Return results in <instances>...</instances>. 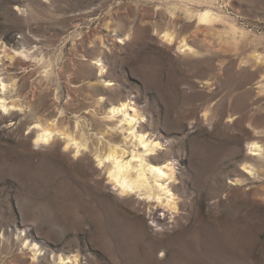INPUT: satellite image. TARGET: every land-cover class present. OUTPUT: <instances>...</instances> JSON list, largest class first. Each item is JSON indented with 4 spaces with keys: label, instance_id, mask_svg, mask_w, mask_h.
Wrapping results in <instances>:
<instances>
[{
    "label": "rangeland",
    "instance_id": "1",
    "mask_svg": "<svg viewBox=\"0 0 264 264\" xmlns=\"http://www.w3.org/2000/svg\"><path fill=\"white\" fill-rule=\"evenodd\" d=\"M167 29L192 51L166 46ZM0 43L22 52L0 61L14 106L0 109V264H140L149 246L162 262L184 241L206 264H264V0H0ZM120 100L159 144L149 157L175 164L173 218L117 195L95 162L99 139L122 143L105 117ZM44 124L57 133L36 146ZM66 134L84 140L78 155ZM246 219L242 249L210 257V237Z\"/></svg>",
    "mask_w": 264,
    "mask_h": 264
},
{
    "label": "bare ground",
    "instance_id": "2",
    "mask_svg": "<svg viewBox=\"0 0 264 264\" xmlns=\"http://www.w3.org/2000/svg\"><path fill=\"white\" fill-rule=\"evenodd\" d=\"M209 20H212L209 11H205L197 16L198 24L207 23ZM176 33L173 30L167 29L161 36L162 42L166 46L172 45L180 54L181 52H191L192 49L185 41V38L178 36ZM16 53L22 54L21 51L8 53L6 46L0 43V61H2V57L12 60L15 58ZM94 63L99 71V75H104L106 70L102 60L98 59ZM11 86L5 84L3 78L0 79V93L2 94L0 96V109L4 114L10 112L14 107L13 103L7 102L3 98V95ZM117 116L120 119L118 121L119 125L115 129L120 131L123 137L122 143H117L113 138H110L109 142L99 139V144L93 150L95 162L101 168L106 176V181L113 187L117 195L120 197H142L143 202L150 205L154 203L160 208L164 216L173 218L178 213V205L165 181L172 179L175 174L176 168L174 162H162L158 158L160 155L149 157V155H152L158 149L159 144L153 143L151 140L149 141L145 132L136 129V121L142 118V114L134 108V103L120 100L114 106L111 105L105 117L112 119ZM56 133L57 131L48 124H44L35 131L34 144L36 146L47 145L52 142ZM73 140V136L66 134L65 150L73 146L76 156L80 153L84 140L80 142H73ZM247 149L249 151L262 152V147L257 145L256 142L249 143ZM126 153H129L131 156L129 160H125ZM262 201L264 202V199ZM147 209H149V206ZM150 217L157 226L165 225V221L168 220L163 218V221H161L162 217L154 211L150 213ZM96 219L102 226L101 219L97 216ZM110 220V224L112 225V228L110 226V231H114L120 226L121 218L111 215ZM243 223L249 228V219L238 221L237 225L239 226ZM104 228L102 229L106 232ZM247 230H245L244 234L241 226H239V230L234 229V232H224L218 238H214V236L210 237L208 241L210 257L217 259L220 255L226 253L228 248L230 251L232 249H242L243 243L250 238V235L247 237ZM248 232H251V230ZM128 233V231L125 232L123 229L117 230L119 238L123 240L130 236ZM157 248L158 246H149L146 250V256L149 259L146 262L140 261V264H206V255L201 251H193L185 241L180 244H174L173 252L169 258L166 256V251L161 250L159 257L165 258L162 262L155 261L154 252ZM33 251L36 253V250ZM58 259L59 264H63L62 258L59 257ZM76 262V257H73L72 263L76 264Z\"/></svg>",
    "mask_w": 264,
    "mask_h": 264
}]
</instances>
